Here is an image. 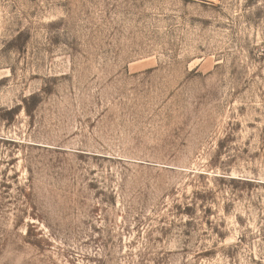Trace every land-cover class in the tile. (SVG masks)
<instances>
[{
	"label": "rangeland",
	"instance_id": "rangeland-1",
	"mask_svg": "<svg viewBox=\"0 0 264 264\" xmlns=\"http://www.w3.org/2000/svg\"><path fill=\"white\" fill-rule=\"evenodd\" d=\"M0 264H264V0H0Z\"/></svg>",
	"mask_w": 264,
	"mask_h": 264
}]
</instances>
